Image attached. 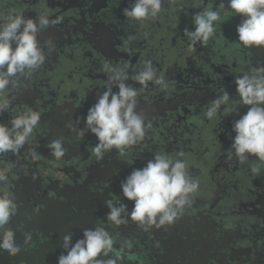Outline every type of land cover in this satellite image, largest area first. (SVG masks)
<instances>
[{
  "label": "flooded vegetation",
  "instance_id": "af4514ba",
  "mask_svg": "<svg viewBox=\"0 0 264 264\" xmlns=\"http://www.w3.org/2000/svg\"><path fill=\"white\" fill-rule=\"evenodd\" d=\"M186 1L189 8L183 7L174 17L175 9L164 0L160 13L166 14L161 22L165 29L156 21L137 23L125 18L123 9L132 0H10L4 5L8 8L4 12H23L26 18L46 14L50 19L62 15L64 20L39 32L41 45L51 40L54 47L45 48V63L31 77L20 78L17 88L8 94L9 110L0 114V123L29 108L41 117L38 130L19 153L0 156V171H6L10 180L3 189L14 194L18 204L17 215L8 227L21 245L17 256L0 253V264H57L64 251L62 237L71 233L75 243L85 229L94 228L100 221L99 226L116 238L114 247L124 250V264H264V167L256 175L251 171L255 157L244 163L235 157L226 160L235 135L232 123L249 106L237 105L236 112L221 117L215 126L202 116L224 90L231 99H238L234 79L251 67L264 66L263 48L241 47L234 35L241 17L225 5L214 24L216 33L222 31L226 38L234 39L229 57L212 43H208L209 48L198 43L190 51L183 30H194L193 15L204 8H218L220 0ZM174 30L178 33L172 36ZM137 41L144 44L139 47ZM227 44L225 39L223 46ZM186 46L190 56L173 61V54ZM155 47L164 48L161 57L152 55V60L158 73L164 67L162 73L169 87L161 91L149 83L137 97V111L143 113L146 123L143 141L123 156L112 150L97 162L92 155L97 143L94 134L86 132L78 140L66 124L84 128L88 109L105 90V61L114 67L129 65L131 77ZM206 47L208 56L204 54ZM134 54L140 58L135 59ZM206 75L200 83L198 77ZM126 83L138 85L132 79ZM195 118L201 122L196 124ZM160 125L161 136L164 132L173 135L165 148L158 144ZM54 138L62 139L66 149L59 161L50 157L45 147ZM161 151L172 156L183 151L189 175L199 181L191 205L173 225L159 229L144 231L131 221L119 227L106 222L104 201L111 198L130 211L133 202L122 196L121 182ZM100 188L102 191L96 190ZM30 230L33 247L23 244V234Z\"/></svg>",
  "mask_w": 264,
  "mask_h": 264
},
{
  "label": "clouds",
  "instance_id": "9594fccd",
  "mask_svg": "<svg viewBox=\"0 0 264 264\" xmlns=\"http://www.w3.org/2000/svg\"><path fill=\"white\" fill-rule=\"evenodd\" d=\"M167 2L171 6L175 0ZM163 3L164 0H132L122 14L130 21L144 23L158 17ZM225 5L241 17L236 27L241 47L264 48V0H227V4L220 0L218 8H204L193 15L194 30H183L189 50L194 51L198 43L202 47L207 45L217 31L214 22L219 20ZM63 20L62 15L50 19L41 14L33 19L15 10L0 12V114L9 110L11 100L8 94L17 88L20 78L31 77L45 63V48L54 47L51 40L41 45L39 32L62 24ZM128 67L127 64L114 67L105 61L102 66L106 75L105 90L88 109L84 128L66 124L78 140L86 132L94 134L97 143L92 147V155L97 162L112 150L123 156L129 148L143 141L146 123L143 113L137 111V97L149 87V83L161 91L169 87L165 75L158 73L151 60L143 61L142 68L131 77ZM129 79L140 88L126 83ZM234 84L238 99H231L224 90L210 102L202 116L215 126L221 117L236 112L237 105L249 106L246 113L232 123L235 135L226 160L235 157L244 163L249 157H255L256 165L251 171L259 175L264 167V66L251 67L248 73L236 76ZM114 87L118 91L113 92ZM40 120V114L29 108L12 116L7 123H0V156L19 153L38 130ZM45 147L49 149L50 157L57 161L66 154L60 138L51 139ZM183 156V151H178L175 156L156 152L142 168L133 169L120 184L122 196L133 202L131 210L123 203L116 205L111 198L106 199L104 203L108 212L105 221L115 227L131 221L144 231L173 225L199 190V181L189 175ZM9 182L7 172L0 171V253L14 257L21 252V245L16 241L15 232L8 227L18 210L14 194L3 189V185ZM96 190L102 191V188ZM100 223L103 221L92 229H85L82 238L75 243H72L71 233L65 234L62 237L64 251L58 256L57 264H124V250L114 247L116 238L99 226ZM23 236V244L33 247V232L30 230ZM46 239L41 237L42 242Z\"/></svg>",
  "mask_w": 264,
  "mask_h": 264
},
{
  "label": "trees",
  "instance_id": "16d2710c",
  "mask_svg": "<svg viewBox=\"0 0 264 264\" xmlns=\"http://www.w3.org/2000/svg\"><path fill=\"white\" fill-rule=\"evenodd\" d=\"M9 2H10V0H0V8H3L5 10L6 8H4L5 7L4 5H9ZM174 4H175V6L171 5V8H174L175 9V12L172 13V15L174 17H177L179 14H181L183 7H185V10H187L189 8V6H187V1L186 0H175V3ZM186 6H187V9H186ZM185 10L183 12H185ZM193 11L196 12V9L194 8ZM164 20H166V14L164 15V14L159 13L158 17L155 20H148V21H145V22L154 24V21H156L155 23H161ZM161 24H162L161 29L162 28L165 29V23H161ZM158 26H156V27H158ZM158 28H160V27H158ZM225 35H226V33H223L222 31H219V32L215 33L212 38H210V40L208 41V43H212V45L215 48L216 47L217 48L220 47L221 49H220L219 53H223V54L225 53V54H227V58H228L229 57V54H230L229 51H231L232 50V47H233V46L230 47V45L233 44L232 42H234V39H233L232 36H230L231 38L229 37L230 39L229 38H226ZM225 39H226V41H228V44H227L226 47L223 46V41ZM208 43H207L206 46L209 48ZM234 46H236V45H234ZM207 47H206L205 52H204L205 56H208L210 54V50ZM231 55L234 56L233 51L231 52ZM232 56H230V57H232ZM141 61L143 62L145 60L142 59ZM196 61H197V63H199L200 60L197 59ZM204 63H207V62H204ZM233 69H235V67ZM162 71H164V67H162V69H161V71L159 73H162ZM204 72H205V74H207L206 71H204ZM204 78L206 79L207 78V75L206 76H201V79H200V77H198L199 82L202 83V80ZM195 121H196V124H198V122H201V120H197L196 118H195ZM181 122L183 123V121H181ZM159 131H163V126L162 125H160L157 128V131H156L157 132V135L159 134ZM173 134L176 135V133H173ZM157 137L159 139L158 144L160 145V147H164L165 148L166 145H168V143H171V139L173 138V135H172V133L164 132L162 134V136L159 134V136H157Z\"/></svg>",
  "mask_w": 264,
  "mask_h": 264
},
{
  "label": "rangeland",
  "instance_id": "374dc122",
  "mask_svg": "<svg viewBox=\"0 0 264 264\" xmlns=\"http://www.w3.org/2000/svg\"><path fill=\"white\" fill-rule=\"evenodd\" d=\"M7 10H8V8H6ZM5 10L3 9V8H0V12H4ZM25 17H26V15H25ZM171 24L173 25V26H176V24L173 22V21H171ZM175 24V25H174ZM187 29H189V28H187ZM178 33V31H176V30H174V32L172 31V36H174L175 34H177ZM131 43V41L129 42V40H128V44H130ZM137 43H139L138 45H139V47L140 46H142L144 43L143 42H139V41H137ZM175 44H177V42H174L173 43V50L175 51L177 48H175ZM159 46H160V44H159ZM142 48H140L139 50H141ZM158 49H160V51H157ZM156 48L155 47V50H153L152 52H153V54H151V53H149L148 54V56H146V59L147 60H151L152 61V63L154 62L152 59H153V57L154 56H152V55H160L159 53H163V50H164V48H161V47H159V48ZM135 50V49H134ZM135 55V59H137L138 57H139V55L138 54H134ZM186 56H190V54H189V52H188V48H187V46L184 48V49H182V51H179L177 54H173V58H172V60L173 61H177L178 59H180L181 57H186ZM160 57H161V55H160ZM82 58V57H81ZM84 58H85V56H84ZM134 59V60H135ZM156 60H158L159 61V57H156ZM162 60L165 62L164 64L166 65V60H164L163 58H161V62H162ZM136 61V60H135ZM135 61H134V63H135ZM133 63V64H134ZM168 63H169V61H168ZM137 65H140L139 63L137 64ZM165 78H167L166 76H165ZM178 86V85H177ZM137 89H139L140 88V85H136L135 86ZM143 91H145V90H143ZM147 93V92H146ZM147 94H149V93H147ZM151 95V94H150Z\"/></svg>",
  "mask_w": 264,
  "mask_h": 264
},
{
  "label": "water",
  "instance_id": "95a60500",
  "mask_svg": "<svg viewBox=\"0 0 264 264\" xmlns=\"http://www.w3.org/2000/svg\"><path fill=\"white\" fill-rule=\"evenodd\" d=\"M234 35L237 37L236 31L234 30ZM263 55H264V48H263Z\"/></svg>",
  "mask_w": 264,
  "mask_h": 264
}]
</instances>
